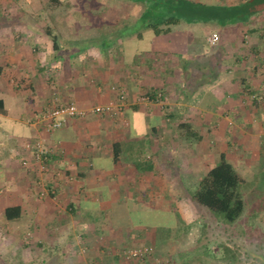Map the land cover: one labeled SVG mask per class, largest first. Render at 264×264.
I'll use <instances>...</instances> for the list:
<instances>
[{
    "label": "crops",
    "instance_id": "obj_1",
    "mask_svg": "<svg viewBox=\"0 0 264 264\" xmlns=\"http://www.w3.org/2000/svg\"><path fill=\"white\" fill-rule=\"evenodd\" d=\"M20 1L0 0V187L12 188L0 197L1 218L5 219V209L10 205L22 207L18 221L35 210L33 205L41 207L43 215L58 216L49 210L57 208L53 195L72 209L77 204L82 213L102 203L134 204L137 201L131 189L136 183L159 186L164 184L166 173L171 178L169 168L177 162L176 149L172 155L171 148L182 138V122L191 124L203 138L199 125L223 124L228 112L244 126V133L246 129L253 132L241 139L243 147L264 153V32L260 31L264 29V12L248 21L229 23L227 26L240 32L237 36L222 34L215 50L203 35L188 43L183 31L167 39L165 33L156 34L151 29L119 36L110 45L98 42L85 48L83 40L69 42L68 36L67 42L60 43L51 33L45 20L49 7H33L36 0H25L27 7H15ZM194 1L208 4L212 0ZM248 1L254 0H225V4L242 6ZM140 14H127L116 23H133ZM170 29L169 33L173 32V26ZM225 50L237 52V70L226 69L230 63H225ZM209 55L210 61H200ZM183 60L193 66L186 68ZM235 76L241 77L237 83ZM122 90L128 98L118 114L91 112L68 119L51 133L30 123L31 118L54 105L75 102L90 108L117 103ZM141 92L165 93L171 109L185 106L187 118L183 120L172 111L171 118L166 119L155 103L137 102ZM257 94H261L260 99ZM37 137H46L52 150L47 171H41L24 149L26 141ZM117 142L127 146L118 159L113 148ZM177 156L182 157V153ZM26 157L32 160L30 170L21 163ZM139 161L140 167L136 164ZM57 171L62 173L58 176ZM44 191L46 199L41 203L37 197ZM64 213L63 220H67L71 214ZM132 226L138 231L145 227Z\"/></svg>",
    "mask_w": 264,
    "mask_h": 264
},
{
    "label": "rangeland",
    "instance_id": "obj_2",
    "mask_svg": "<svg viewBox=\"0 0 264 264\" xmlns=\"http://www.w3.org/2000/svg\"><path fill=\"white\" fill-rule=\"evenodd\" d=\"M207 6L212 7L209 11L217 20L204 24L205 21L182 19L180 23L172 25L173 32L163 34L164 37L176 38L178 31H183L187 42L194 43L196 38L203 35L207 45L215 50L221 44L222 34L237 36L240 32L237 27L227 25L229 22H238L239 17L233 13L238 8L225 4V0H212ZM15 7H27V3L21 0ZM33 7H49L45 12L46 25L60 43L67 42L65 37L69 36V42L72 39L83 40L82 46L85 48L98 42H114L118 31L124 37L132 27L137 28L138 25L126 27L116 21L124 20L127 14L136 17L142 10L140 4L130 0H63L60 4L36 0ZM250 7L264 12V0H255ZM198 24L199 27H196ZM115 30L117 32L112 34ZM260 31L264 32V29ZM213 33H217L219 39L212 45L209 38ZM240 34L243 35V32ZM236 55V51L225 50V63H230L226 69H238ZM211 57L202 56L200 61L205 63ZM183 64L186 68L193 66L187 60H183ZM196 64L194 66L198 67L199 63ZM238 78L241 80V77L235 76L236 83ZM148 94L141 92L137 102L155 103L165 112L166 119L171 118L172 111L183 120V117L187 118L185 106L171 109L169 97L165 93L159 101L143 99ZM260 95L255 96L260 99ZM127 98L122 90L118 94L119 101L110 103L121 108L116 109L117 114L124 108ZM95 106L105 105H94L88 109ZM116 112L109 114L114 115ZM199 127L203 138L190 137L187 130L182 128V138L177 140L179 143H176V147L171 148L172 155L176 149L177 160L169 168L172 171L171 178L166 173L164 184L159 186L154 182L149 187L140 185L142 182L136 183L131 189L137 201L134 204L102 203L82 213L77 204L72 209V206L58 202V195H53L51 198H54L57 208L49 210L56 212L59 217L53 213L43 215L38 205H33L35 210L28 211L20 221L0 217V264H264V153L260 151L259 154L257 148L253 150L254 147H243L241 139L253 132L246 129L244 133V126L228 112H225V123L203 124ZM196 133L199 135V131ZM32 141H26L24 147ZM44 144L52 152L46 137ZM155 148L151 146V149ZM222 149L248 181L243 189L245 210L236 222L230 224L216 218L191 197L195 183L213 165ZM177 153H182V157H178ZM21 163L30 170L23 160ZM174 168L176 171H173ZM61 173L57 171L56 175ZM7 188L0 187V197L6 195ZM37 198L43 203L45 191L40 192ZM1 206L3 203H0ZM42 207H45L44 204ZM146 210L150 211L149 214ZM65 211L71 214L67 220L62 217L66 215ZM87 214L90 218L97 216V219L84 218ZM132 223L137 228L145 226L142 229L144 231L134 229ZM131 251H139V255L133 256Z\"/></svg>",
    "mask_w": 264,
    "mask_h": 264
},
{
    "label": "trees",
    "instance_id": "obj_3",
    "mask_svg": "<svg viewBox=\"0 0 264 264\" xmlns=\"http://www.w3.org/2000/svg\"><path fill=\"white\" fill-rule=\"evenodd\" d=\"M53 4H60L63 0H48ZM142 6L141 14L138 20L133 23L124 24V26L138 25L137 28L130 29V32H141L138 30L151 29L156 34L167 33L172 25L178 24L182 19L188 21H213L216 19L207 4L194 0H130ZM255 1V0H254ZM253 1V2H254ZM253 2L248 1L238 10L233 11L237 20L245 19L248 21L251 16L259 11L250 7ZM249 6V7H248ZM242 7V9H239ZM208 15V16H206ZM217 20V19H216ZM237 22V21H236ZM230 23V22H229ZM131 24V25H130ZM115 34L117 31H113ZM129 32V33H130ZM114 38L122 34L118 31ZM128 33V34H129ZM56 43V42H55ZM106 45L111 43L105 42ZM150 99L155 100L157 93H150ZM181 128L187 130V135L201 138L193 129L191 124L182 122ZM115 158L124 153V147L120 143H114ZM141 166V162L136 163ZM245 177L238 171L234 164L228 159L227 153H221L218 162L213 164L204 174L197 187L191 191L192 199L199 205L205 207L216 218L224 223L230 224L236 222L245 210V200L243 195L244 186L248 183ZM22 217V207L20 205L7 206L4 212L5 220L13 221ZM160 228V227H159ZM225 249L230 250L225 247ZM87 264V263H79Z\"/></svg>",
    "mask_w": 264,
    "mask_h": 264
},
{
    "label": "built area",
    "instance_id": "obj_4",
    "mask_svg": "<svg viewBox=\"0 0 264 264\" xmlns=\"http://www.w3.org/2000/svg\"><path fill=\"white\" fill-rule=\"evenodd\" d=\"M219 39V35L217 33H213L210 37V43L213 45ZM164 97L162 92H157L156 99L159 101ZM124 98V96H122ZM150 95H145L143 99L151 100ZM117 108H119L115 104H109L105 106H95L91 109L83 108L77 105L75 102H68L63 103L55 106L49 107L43 113L38 114L31 118V125L33 126H40L42 129L47 132L51 133L54 130L60 129L63 125L67 122L70 118L75 117H85L89 113H96V114H109L113 111L116 112ZM121 108H119L120 110ZM117 113V112H116ZM25 150L30 152L33 157V162L38 164V167L41 171H47L49 166L47 165V158L48 154L50 153L47 147L44 144V138L40 137L38 140H34L32 142H28L25 145ZM32 160L28 157L23 159L24 165L27 167H31ZM33 163V164H34ZM131 255L136 256L139 255V251H131Z\"/></svg>",
    "mask_w": 264,
    "mask_h": 264
}]
</instances>
